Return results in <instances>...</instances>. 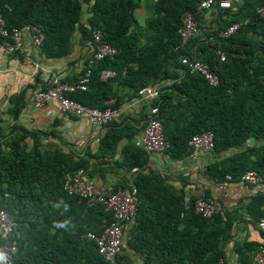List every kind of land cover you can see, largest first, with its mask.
Listing matches in <instances>:
<instances>
[{"label": "trees", "instance_id": "obj_1", "mask_svg": "<svg viewBox=\"0 0 264 264\" xmlns=\"http://www.w3.org/2000/svg\"><path fill=\"white\" fill-rule=\"evenodd\" d=\"M201 1L0 0V14L7 28L39 27L44 35L39 50L52 59L70 55L77 43L92 49L93 33L101 29L103 42L117 53L90 67L87 90L68 95L91 107L121 108L140 96L143 87L157 86L159 96L150 106H159L158 116L170 142L165 150L169 158H189L192 137L210 130L214 159L203 174L214 184L227 174L237 182L247 170L264 173V18L258 11L264 0H240L236 11L224 9L228 17L214 29L200 22ZM141 8L150 11L144 22L136 16ZM186 12L195 13L199 32L182 44L179 29ZM234 23H241L238 30L222 36L221 31ZM202 34L209 41L198 46L200 53L187 52ZM182 56L207 62L220 83L212 86L201 74L191 72ZM105 69L115 75L102 79ZM26 90L10 97L6 113L12 122L0 124V208L16 223L12 235H0V245L17 242L16 264H218L220 259L225 264H256L263 243L257 221L264 217V190L224 206L223 213L204 217L196 212L195 203L199 196H211L210 191L188 195L185 184L178 188L170 176L152 168L150 152L133 142L122 148L117 163L136 170L131 180L124 178L114 187L131 190L139 204L126 233L124 253L114 263L105 260L88 233H101L112 213L99 202L68 193L64 182L80 168L92 175L95 168L105 166L104 159L117 153L120 141L134 137L147 121L121 116L106 125L96 152L88 149L81 155L57 142L55 124L49 129H28L19 123L27 104ZM249 139L256 143L247 145ZM180 178L189 182L184 175ZM241 223L257 229L259 238L238 240ZM231 242L234 263L228 261Z\"/></svg>", "mask_w": 264, "mask_h": 264}, {"label": "built area", "instance_id": "obj_2", "mask_svg": "<svg viewBox=\"0 0 264 264\" xmlns=\"http://www.w3.org/2000/svg\"><path fill=\"white\" fill-rule=\"evenodd\" d=\"M240 0H202L199 4V10L211 9L217 6L221 9L236 11ZM260 15L264 18V6L258 9ZM241 23H234L221 31V35L228 37L235 33ZM199 32V25L195 19V13L186 12L182 25L179 29L181 43H187L191 38L195 37ZM29 34L33 43L40 47L42 45L44 35L39 27L33 24H26L23 27L7 28L6 21L0 14V35L2 36V45L9 53H16L24 46V36ZM92 56L89 59V68L81 74L74 82L63 80L59 76H54L50 82V86L46 89H38L32 97V104L35 108H43L50 101L56 102L61 113L66 115H74L86 119L92 124L105 127L110 122L121 117L122 108H105L91 107L85 105L78 100L70 97L68 94L74 90H87L91 77L92 65L107 57H113L117 53V49L103 42V32L96 29L93 33ZM225 59V53H221V60ZM182 63L189 68L191 72L201 74L210 85L217 86L220 83L219 76L211 69L210 65L197 58L189 56L181 57ZM115 75L110 69H105L101 73L102 79H107ZM140 95H148L153 99L159 96L160 90L155 85H147L139 91ZM159 106L150 107L147 122L141 135V145L149 152H165L170 146V142L166 137L164 125L158 116ZM193 147L191 157H195L199 151H210L214 148L215 141L213 132L206 130L195 134L190 140ZM190 173L184 172V176ZM240 182L252 186L254 192L264 190V173H260L254 169L245 171ZM235 182L232 175L227 174L223 180L215 183L219 192L226 194L230 185ZM64 189L71 194L78 195L81 199L89 202H99L104 205L105 209L112 213L111 222L104 228L101 233L89 232L88 236L97 242L100 254L105 260L114 263L119 254L124 253L126 233L129 224L134 220L137 212L139 199L137 195L126 187H110L106 189L100 188L94 181L86 177L84 168L78 169L75 173L66 177ZM224 202L221 197L215 196H199L195 203L196 212L204 217H212L216 213H223ZM16 223L13 217L3 208H0V235L2 238H8L12 235ZM257 227L263 236V243L258 246L255 256L256 264H264V217L257 221ZM18 251V244L14 240L11 243H3L0 245V253L4 254L5 259L0 264H16L15 254ZM218 264H225L224 259H220Z\"/></svg>", "mask_w": 264, "mask_h": 264}, {"label": "crops", "instance_id": "obj_3", "mask_svg": "<svg viewBox=\"0 0 264 264\" xmlns=\"http://www.w3.org/2000/svg\"><path fill=\"white\" fill-rule=\"evenodd\" d=\"M139 13L145 15L143 8L138 9ZM200 22L204 27L216 28L219 23H223L228 17L227 11L217 6L207 10H200ZM203 35V34H202ZM200 35V36H202ZM209 38L203 37L194 45L187 48V52L193 55L199 54L198 46L207 43ZM92 53L89 46L75 45L74 51L61 59H52L43 55L39 47L32 40L31 35L25 34L24 46L16 53H9L0 42V124L9 125V115L6 113L10 106V97L21 90H26L27 104L19 117V123L28 129L43 128L49 129L55 124L60 138L57 142L65 150L73 149L81 155H84L88 149L96 152L99 147L100 139L106 131L105 127L92 124L86 119L61 113L58 104L50 101L43 108H35L32 104V97L36 90L43 86H48L54 76H59L68 82H74L82 74L85 66V60ZM184 72V70H183ZM38 75L39 80H36ZM176 80V79H173ZM32 85V86H31ZM153 98L148 95H140L127 101L122 105L121 116L143 118L142 122L147 121L150 110V103ZM120 119V118H119ZM117 119V120H119ZM140 126V125H139ZM143 129L138 131L132 138H124L119 143V149L113 156H108L104 160L108 161L105 166L95 168L92 175L86 174V177L94 181L100 188L108 189L118 184L124 178L132 179L136 168L128 170L127 167L120 166L117 161L122 160L121 150L129 142L141 145V135ZM255 139H249L247 145L255 144ZM213 158L210 151H199L195 157L183 161H173L165 152H150V166L171 177V181L176 187L184 186L188 195H200L206 190L210 191L211 196L221 197L224 205L231 207L239 200L248 198L256 194L252 186L240 181L233 182L226 194L218 191L216 185L209 181L203 174L207 163ZM93 158L92 161H100ZM189 172V182L185 183L180 178L184 172ZM257 229L248 224L241 223L239 230L236 231L238 240L245 238H259ZM233 242L227 247L228 261L235 262V254L232 251Z\"/></svg>", "mask_w": 264, "mask_h": 264}, {"label": "rangeland", "instance_id": "obj_4", "mask_svg": "<svg viewBox=\"0 0 264 264\" xmlns=\"http://www.w3.org/2000/svg\"><path fill=\"white\" fill-rule=\"evenodd\" d=\"M145 12H146L145 15H142L141 13H139L138 10L136 11V16L140 22H144L145 18L150 15L149 10H146Z\"/></svg>", "mask_w": 264, "mask_h": 264}, {"label": "clouds", "instance_id": "obj_5", "mask_svg": "<svg viewBox=\"0 0 264 264\" xmlns=\"http://www.w3.org/2000/svg\"><path fill=\"white\" fill-rule=\"evenodd\" d=\"M57 227H64L63 224H58ZM5 259L4 254L0 253V261H3Z\"/></svg>", "mask_w": 264, "mask_h": 264}, {"label": "water", "instance_id": "obj_6", "mask_svg": "<svg viewBox=\"0 0 264 264\" xmlns=\"http://www.w3.org/2000/svg\"><path fill=\"white\" fill-rule=\"evenodd\" d=\"M174 81H175V80H170L169 83H172V82H174Z\"/></svg>", "mask_w": 264, "mask_h": 264}]
</instances>
